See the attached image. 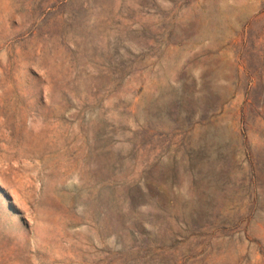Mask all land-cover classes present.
<instances>
[{
	"label": "rangeland",
	"instance_id": "374dc122",
	"mask_svg": "<svg viewBox=\"0 0 264 264\" xmlns=\"http://www.w3.org/2000/svg\"><path fill=\"white\" fill-rule=\"evenodd\" d=\"M0 264H264V0H0Z\"/></svg>",
	"mask_w": 264,
	"mask_h": 264
}]
</instances>
